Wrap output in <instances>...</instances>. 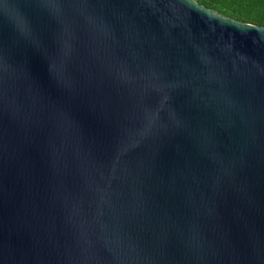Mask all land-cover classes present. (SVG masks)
<instances>
[{
    "label": "water",
    "instance_id": "1",
    "mask_svg": "<svg viewBox=\"0 0 264 264\" xmlns=\"http://www.w3.org/2000/svg\"><path fill=\"white\" fill-rule=\"evenodd\" d=\"M0 264H264V26L0 0Z\"/></svg>",
    "mask_w": 264,
    "mask_h": 264
},
{
    "label": "trees",
    "instance_id": "2",
    "mask_svg": "<svg viewBox=\"0 0 264 264\" xmlns=\"http://www.w3.org/2000/svg\"><path fill=\"white\" fill-rule=\"evenodd\" d=\"M197 1L235 19L264 26V0Z\"/></svg>",
    "mask_w": 264,
    "mask_h": 264
}]
</instances>
